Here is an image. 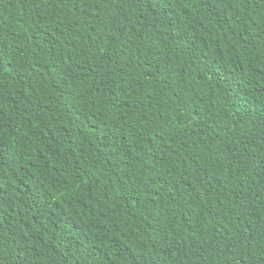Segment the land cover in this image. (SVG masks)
Here are the masks:
<instances>
[{"label": "trees", "instance_id": "trees-1", "mask_svg": "<svg viewBox=\"0 0 264 264\" xmlns=\"http://www.w3.org/2000/svg\"><path fill=\"white\" fill-rule=\"evenodd\" d=\"M66 4L0 0V264H264V0Z\"/></svg>", "mask_w": 264, "mask_h": 264}, {"label": "snow or ice", "instance_id": "snow-or-ice-1", "mask_svg": "<svg viewBox=\"0 0 264 264\" xmlns=\"http://www.w3.org/2000/svg\"><path fill=\"white\" fill-rule=\"evenodd\" d=\"M100 2L101 3H106V0H100ZM81 3H83L86 7L90 6L89 5V0H81ZM70 5H73V0H67V4L65 6L67 7V6H70ZM92 19H99V14L97 13L96 15H93ZM231 264H237V261H236L235 257L232 258Z\"/></svg>", "mask_w": 264, "mask_h": 264}]
</instances>
